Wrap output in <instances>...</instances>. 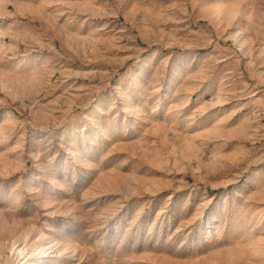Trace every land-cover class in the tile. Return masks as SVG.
Instances as JSON below:
<instances>
[{"label":"rangeland","instance_id":"374dc122","mask_svg":"<svg viewBox=\"0 0 264 264\" xmlns=\"http://www.w3.org/2000/svg\"><path fill=\"white\" fill-rule=\"evenodd\" d=\"M0 264H264V0H0Z\"/></svg>","mask_w":264,"mask_h":264}]
</instances>
